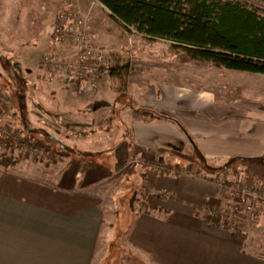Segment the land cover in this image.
Here are the masks:
<instances>
[{"label":"crops","instance_id":"1","mask_svg":"<svg viewBox=\"0 0 264 264\" xmlns=\"http://www.w3.org/2000/svg\"><path fill=\"white\" fill-rule=\"evenodd\" d=\"M52 5L56 10V1ZM93 39L99 46L106 41L105 36ZM109 74H102L91 101L81 97L80 90L45 77L49 86L41 95L42 108L54 117L39 120L53 130L47 136L54 138V144L76 152L73 159L51 152L36 161L20 156L15 166H0V264H91L103 254L112 232L109 226L114 224L105 219L112 207L106 205L105 197L116 191L102 190L101 181L86 184L84 175L89 162H102L97 154L113 161L112 145L122 139L109 145L105 138L84 135V130L111 121L109 103H116L107 87L112 82ZM138 84L131 85L126 95L132 105L121 110L122 121L128 124L131 155L167 166L154 175L153 198L145 196L151 206L124 222L123 238L131 259L121 264H264V245L254 240L264 236V203L256 204L249 217L238 213L237 219L231 214L233 206L236 202L242 206L245 199L221 192L213 181L228 162H241L240 167L253 171L263 167L264 104L256 94L261 91L250 99L240 95L220 100L215 98L218 95L183 90L180 79ZM151 111L175 118L188 135L174 123L156 119ZM43 159L47 164L40 166ZM70 162L78 166L73 174L67 169ZM186 164L198 170L174 173ZM130 167L124 177L146 176L142 168L132 173ZM110 199L114 203V196ZM209 201L223 213L209 212Z\"/></svg>","mask_w":264,"mask_h":264},{"label":"rangeland","instance_id":"2","mask_svg":"<svg viewBox=\"0 0 264 264\" xmlns=\"http://www.w3.org/2000/svg\"><path fill=\"white\" fill-rule=\"evenodd\" d=\"M54 1L57 4L56 10L52 5ZM231 1L247 8H255L258 13L264 15V0ZM66 10L76 16H86L89 19L93 38L95 36L98 39L106 37V41H103L105 43L100 47L105 50L110 71L114 72L109 74L112 82L107 87L108 91L113 92H111L115 98L113 103H116L114 106L110 103L109 105L112 106V112L113 108L116 111L111 112V118L107 116L111 121L108 120L103 126L85 128L84 135H88V137L105 138V142L108 141L107 144L112 145L128 136V124L124 125L121 110L132 105L131 98L126 96L129 89L138 83L142 87L143 81L155 84L157 79H180L183 90H188V88L197 90L203 96L218 95L215 98L219 97L220 100L233 99L240 95L250 99L255 96V92L260 90L261 93L256 94L261 95L259 99L264 104V74L224 69L211 62L192 60L181 54H173L170 52V44L167 41L148 39L138 33L126 30L119 21L112 19L102 5L95 0H0V87L7 91L11 97V105L6 110L9 116H2L0 109V124L10 125L18 136L16 145L11 148L7 145L6 151L0 156L5 153L13 156L18 153H26L31 161H36L43 156L45 149L53 148L52 150L55 151L53 153L62 151V157L73 159L72 154L76 152V149L63 150L59 148L47 136L48 133H53V130L48 129L39 120L43 119L48 122L50 119L53 120L54 116L42 108V103L45 100H42L41 95L49 83L43 72L38 69V63L43 54L53 53L58 57H66L72 50L70 44L56 41L51 37L53 21L61 11ZM95 44L99 46L96 41ZM56 82L60 83L58 80ZM99 87L93 95L80 93V96L91 101L98 93ZM47 100L52 102L51 98H47ZM250 101H253V98ZM22 118L26 124H23ZM26 126L30 130H27ZM26 140L39 144L40 153L33 156L28 147H24ZM91 147L89 151H92ZM107 156L104 153L97 154L96 157L102 162L100 163L97 159L94 161L111 169V174L91 183V185L101 181L102 190L116 191L114 194L106 193L105 197L106 205L112 206L109 208L110 210L107 209L110 212L106 213L105 219L113 220L114 224L109 226L112 232L110 236L107 235L110 239L101 251L103 254L94 258L91 264H121L126 258L131 259L127 251L129 248L126 247L125 238H123L126 231L124 222L130 220L135 212L146 211L151 206L145 201V196H147V200L153 198L154 193L151 190L154 175L166 170L167 166L163 161L148 162L141 160L140 157H133L130 151L128 163L117 170L114 168L116 161L114 154L111 153L113 161H108L111 158L110 156L107 158ZM87 157L92 158L91 155ZM71 163L73 164V162ZM238 163L241 162H228L222 169L224 171L218 175L227 176L229 185H231V181L235 180L234 178H237V181L239 180L245 185L253 187L256 185V189L260 188L264 191V165L253 171L248 166L240 167L241 164ZM42 164H47L44 159L40 166ZM89 164L91 165L90 162ZM159 164L162 165V170L157 172L154 167ZM129 166H131L129 171L132 173L142 168L146 172V176L142 175L140 179H137L136 174V177H124L125 169L128 170ZM194 169L192 165L186 164V166L176 168L174 173L189 174L198 170L196 167ZM130 178L133 180L129 181ZM120 185L124 187L119 188ZM127 185H129L128 188ZM143 187L144 189H142ZM161 194L165 195L163 192ZM110 195L112 198L114 196L115 204L111 202L113 200L110 199ZM211 206L218 207L212 201L207 202V210ZM254 240L255 243L261 242L264 245V236L262 238L255 237ZM137 259L135 256L134 261H138Z\"/></svg>","mask_w":264,"mask_h":264},{"label":"trees","instance_id":"3","mask_svg":"<svg viewBox=\"0 0 264 264\" xmlns=\"http://www.w3.org/2000/svg\"><path fill=\"white\" fill-rule=\"evenodd\" d=\"M96 1L126 30L148 39L167 41L173 54L211 62L224 69L264 74V15L255 8H247L231 0ZM106 71L114 73L107 68L102 74ZM151 112L156 119L170 121L188 135L175 118ZM22 121L26 124L23 118ZM26 129L30 130L27 126ZM130 148L128 136L111 148L116 159L115 169H121L128 163ZM50 152L55 151L45 149L43 156ZM62 154V151L57 153L59 157ZM20 156L27 158L28 154L18 153L13 156L5 153L0 156V166H15ZM90 163L84 175L86 184L98 181L112 172L98 162ZM77 168L74 163L67 167L72 174Z\"/></svg>","mask_w":264,"mask_h":264},{"label":"built area","instance_id":"4","mask_svg":"<svg viewBox=\"0 0 264 264\" xmlns=\"http://www.w3.org/2000/svg\"><path fill=\"white\" fill-rule=\"evenodd\" d=\"M51 37L56 41L70 44L72 50L66 57H58L53 53L43 54L38 63V69L43 72L49 82L58 80L65 86L80 90L82 94H95L102 72L109 68V62L105 50L95 44L89 19L86 16H76L70 12L61 11L53 21ZM10 105V95L0 87L2 116H9L6 110ZM17 140L18 136L10 125L0 124V155L6 151L7 145L10 148L16 145ZM24 147H28L33 156L41 151L39 144L31 143L29 140H26ZM154 170L161 171L162 165L154 167ZM213 181L221 192L230 191L236 197L245 199L242 206L238 202L233 206L231 214L237 219L238 213L249 217L256 204L264 203V191L260 188L245 185L239 180L231 181L229 185L228 177L222 175L214 177ZM208 211L223 213L219 207L213 206L209 207ZM237 224H233L234 229L238 228Z\"/></svg>","mask_w":264,"mask_h":264},{"label":"water","instance_id":"5","mask_svg":"<svg viewBox=\"0 0 264 264\" xmlns=\"http://www.w3.org/2000/svg\"><path fill=\"white\" fill-rule=\"evenodd\" d=\"M50 138H52V140L54 139L51 135H49Z\"/></svg>","mask_w":264,"mask_h":264}]
</instances>
